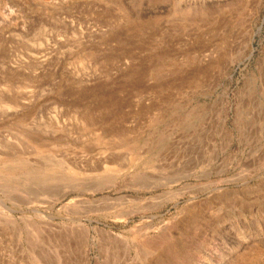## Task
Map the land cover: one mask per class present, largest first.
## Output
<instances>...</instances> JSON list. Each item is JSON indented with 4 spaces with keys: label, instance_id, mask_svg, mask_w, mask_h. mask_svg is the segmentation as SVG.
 <instances>
[{
    "label": "rangeland",
    "instance_id": "obj_1",
    "mask_svg": "<svg viewBox=\"0 0 264 264\" xmlns=\"http://www.w3.org/2000/svg\"><path fill=\"white\" fill-rule=\"evenodd\" d=\"M2 32L0 264H264V0H0Z\"/></svg>",
    "mask_w": 264,
    "mask_h": 264
},
{
    "label": "bare ground",
    "instance_id": "obj_2",
    "mask_svg": "<svg viewBox=\"0 0 264 264\" xmlns=\"http://www.w3.org/2000/svg\"><path fill=\"white\" fill-rule=\"evenodd\" d=\"M7 20H9L8 18H7ZM11 20V19H10ZM4 21V20H3ZM7 23L9 24L10 22L9 21H7ZM12 27V26H11ZM0 35H2V39L7 43L8 42V40H9V37L8 36H5L4 34H3V32L0 34ZM4 41H3V43H4ZM3 87V86H2ZM2 87H0V88H2ZM9 88V87H8ZM4 90H2V89H0V93L1 92H5L6 91V89L7 88H3Z\"/></svg>",
    "mask_w": 264,
    "mask_h": 264
},
{
    "label": "water",
    "instance_id": "obj_3",
    "mask_svg": "<svg viewBox=\"0 0 264 264\" xmlns=\"http://www.w3.org/2000/svg\"><path fill=\"white\" fill-rule=\"evenodd\" d=\"M261 30H262V28H259V30H258V31H259V32H261ZM251 57H252V56H251ZM251 57H250V58H251Z\"/></svg>",
    "mask_w": 264,
    "mask_h": 264
}]
</instances>
